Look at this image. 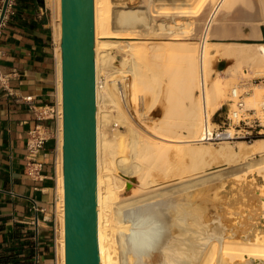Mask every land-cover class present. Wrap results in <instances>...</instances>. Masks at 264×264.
<instances>
[{
  "label": "bare ground",
  "instance_id": "6f19581e",
  "mask_svg": "<svg viewBox=\"0 0 264 264\" xmlns=\"http://www.w3.org/2000/svg\"><path fill=\"white\" fill-rule=\"evenodd\" d=\"M49 1L51 0H46L47 4ZM53 1L57 10V104L60 121L57 138L58 161L56 160L59 224L57 258L58 264H66L60 48L62 13L61 0ZM178 1H181L177 4L178 7L169 9L167 6L173 2L176 4L177 0H94L95 74L111 76L116 70V57L111 49L117 48L124 52L119 61V78L115 77L112 83H108L101 90H95L99 264H264V228L252 224L253 227L246 229L242 220L238 221L236 226L230 227L222 216H211L210 196H204L208 188L188 190L196 182L208 183V180L202 179L206 174L204 165L200 164L204 154L222 156L228 166L235 168L234 172H231L234 176V188L228 193L233 197L228 206L232 205L230 207L236 209L237 206L257 204L260 210L259 218L264 222V139H258L251 144L236 141L217 146L218 148L202 146L203 144L198 142L205 102L209 111L214 114L227 95L230 84L241 73L244 74V69L258 72L257 69L264 67V43H246L240 46L231 43L223 50L216 49L235 58V68L226 69L225 73L212 80L209 61L217 52L202 48L198 43L181 44V37H170V32H175L174 36L185 37L200 28V38L211 40L215 37H228L233 29L227 22L219 23L224 19L221 17L230 11L241 10V4L249 0ZM184 4L185 7H182ZM171 13L174 16L172 14V18L167 21L166 17H170ZM227 18L225 17L226 20ZM249 21L251 33L254 34L250 33L251 37L261 38L257 22L264 23V16ZM167 30L170 36L165 34ZM118 34L126 35L130 39L134 36L136 40L125 44L120 41H108ZM194 35L197 37V34ZM179 41L180 45L174 43ZM191 55H194L193 58ZM203 82L206 97L204 101L201 94H196V90L201 91ZM258 86H254L256 88H253L252 95L245 100L247 108L257 111L262 106L263 97V90ZM121 92H125V97L128 94L131 99L138 97L140 92L150 94L147 100L142 94L141 98L144 99L139 97L138 101L142 100L141 104L147 110L142 111L146 114L145 120H141L144 123L147 119L148 123L151 121V125L146 128L147 125L141 123V120L138 122V119V124L141 123L145 127L140 128V125L135 124L132 112L129 115L133 118L127 113L128 101L124 99L127 104L125 107ZM114 107L117 109L115 116L112 114ZM114 120L124 131L121 127L113 129ZM187 153L191 154L193 163L189 170H192L196 177L191 179L189 174L186 175L190 177L189 181L178 177L177 179L181 180L180 185L171 187H183L184 190H167L166 187L170 185L166 186V181L161 179L159 182L158 173L166 180L170 173V177L173 175L172 179L177 177L178 172L183 171L185 174L188 169L182 168L184 166L181 160ZM213 156L211 155V158ZM175 171L177 173L174 175ZM154 172H158L157 178L154 177ZM241 211L235 214L240 215L242 219L252 218L251 215L245 217ZM153 225L155 230L152 232L150 246L133 249L131 242L140 240L141 230ZM240 229L244 236L241 235L238 239V233L242 232ZM167 234L171 236L170 246L167 244Z\"/></svg>",
  "mask_w": 264,
  "mask_h": 264
},
{
  "label": "crops",
  "instance_id": "0c3cea01",
  "mask_svg": "<svg viewBox=\"0 0 264 264\" xmlns=\"http://www.w3.org/2000/svg\"><path fill=\"white\" fill-rule=\"evenodd\" d=\"M250 33L242 31L239 40L264 43L262 28L261 38ZM55 41L46 0H11L0 28V264H33L36 256L38 264L55 261L50 224L57 128L49 116L39 120L58 101ZM36 126L48 141L31 154L29 132ZM31 163L40 177L29 176Z\"/></svg>",
  "mask_w": 264,
  "mask_h": 264
},
{
  "label": "water",
  "instance_id": "95a60500",
  "mask_svg": "<svg viewBox=\"0 0 264 264\" xmlns=\"http://www.w3.org/2000/svg\"><path fill=\"white\" fill-rule=\"evenodd\" d=\"M61 13L66 264H99L94 0H61Z\"/></svg>",
  "mask_w": 264,
  "mask_h": 264
},
{
  "label": "rangeland",
  "instance_id": "374dc122",
  "mask_svg": "<svg viewBox=\"0 0 264 264\" xmlns=\"http://www.w3.org/2000/svg\"><path fill=\"white\" fill-rule=\"evenodd\" d=\"M51 1H49V3L47 5H48V8H49V16L52 19V23H53V27H54L55 40H56L55 41L56 42V45L55 46L57 47V59H58V37H57V29L58 28H57V12H56L57 10H56V5L55 4L53 5V3H55V1H53V0H51ZM179 2H181V1H178L177 0L176 4L173 2V3H171V5H168L167 8L172 9L174 7H178L177 4H180ZM3 3H4V0L1 1L0 12H1V9L3 7ZM184 3H185V1H184ZM247 5H248V7H247ZM251 5L253 6V10H252V6ZM241 6H240L241 7V10L240 9H236V10H234L232 12L229 10L230 12L229 11L228 12H229L230 15L228 13H226L227 11H224L227 15L225 13H223L226 16L221 17V19L222 18H224V19H222V21H221V19H218L219 21H221V22L218 21L219 23L227 22L228 25H230L231 28L233 29L232 30L233 32H231L232 34L230 33V36H228V37H220V38L219 37H215V38H211V40L204 39V38H200V28L198 30H196L194 33H192L191 34L192 36L190 34L185 35V37L187 36L188 40H187V38L184 37V35L182 36V35L179 34L180 36H174V35H176L175 32H170L173 35V36L172 35L170 36V33L167 34V32H169L168 30L165 32V34L167 36H170V37H175V38L176 37L177 38L178 37L179 38L181 37V38H183V39H181V38L179 39V40L182 41V43L180 41L179 42H174L177 45H178V43H179V45H180V43L181 44H184V45H187L188 43H196V44L198 43V45H200V47H202V48H208V49H210V50H212L214 52L216 51V49H222L223 50V48L225 46H228L231 43L238 44L239 46L240 45H243V44H246V43H244L246 41H240L239 38H242V31H244V30L251 31V29L249 27V23H251V22L249 21V19H252V18H260V16L262 17V15L264 16V11H263L264 10V0H253L252 2H250V0L249 1H245L243 4H241ZM182 7H185V4ZM174 10H176V9H174ZM259 11L261 12V14H260ZM244 12H246V13L244 14ZM253 12H254V15H253ZM173 13L170 14V17L167 15L168 16V17H166L167 18V21L172 18L171 15ZM173 16H174V14H173ZM175 16H177V14ZM225 17H228L227 20L225 19ZM168 23L169 22H166V24H168ZM257 27H258V31L259 32H260V28H262L263 31H264V23L263 22H260V21L257 22ZM165 34H163V35H165ZM194 34H197V37ZM167 36H166V38H167ZM190 38H192V39L190 40ZM132 40H136L134 38V36H132L131 39H130L126 35H121V34H118V35L113 36L110 39H108V41H111L113 43L120 41L123 44L128 43V42H130ZM111 51H112L113 55L116 57V59L114 61V66H115L116 70H114V72H113V74L111 76H109V75L108 76L107 75L104 76L101 73H99V74L97 73L96 74V88H98L99 90H101L102 88H104L108 83H112L113 78H115V77L119 78V76H120V70H119V68L121 67L120 66L121 64H120L119 61L122 59V56H123L124 52L123 51L120 52L117 48H114V49L112 48ZM216 52H217L216 55H214V57L212 56L211 59H210V61H209L210 64H211V71L210 72H211V75H212L211 76L212 80L216 79L217 77H219L220 75H222L223 73H225V71H227L226 69H228V70L230 69L231 70V69L235 68V58L231 57L230 55H227L223 51H216ZM181 53H185V52H181ZM191 56L193 58L194 55H191ZM218 65H220L221 69L218 68ZM199 67L202 68V66H199ZM244 70H245L243 72L244 74L241 73L235 79L236 81L234 80V82H237V83L232 82L230 84V86H229L230 88L228 89L229 91L234 86V84L235 85L241 84V82L244 80V78L264 77V67H262L260 69H257V70H259L258 72H255V70H253V69H247V68L244 69ZM222 71H224V72H222ZM232 84H233V86H232ZM258 85H259L258 88L261 89V90H263V97L261 99L262 100L261 103H262L263 102V99H264V82L262 84H258ZM229 91L227 92V95H226L227 97L224 96V99L221 101L220 105L218 106L219 108L217 107L218 109H216L218 111L223 106V109L221 110V113L217 115V121H219V119L221 117H223L224 116V113L226 112V105L225 104H227L228 99H229ZM196 92H195L196 94H199V91L196 90ZM124 93L125 92H121V95H122V99H123V103H124L125 107L127 106V104L124 102V99L126 101H128V108L126 107L127 113L129 112L128 115L132 112L131 113L132 116L135 117V118L137 117L136 120H135V118H133L132 116H130L131 114L129 116L133 118L132 120L135 122V124L138 125V126L140 125L139 126L140 128L141 127L144 128L145 126L143 124L145 123L147 125L146 126V128H147L149 124L151 125V121H149V123H148L147 122L148 120L146 119V121L143 123V121L145 120L144 119V116H145L146 113H142V111L143 112H146L147 110H145V108H144L145 106L141 104L142 103L141 101L144 98L146 100L149 99L150 98V94H148L147 92L146 93L140 92L138 94L139 95L138 97H136V98H133L132 97V99H131L128 94L125 97L124 96ZM252 93H251V95H252ZM142 94H144V96ZM123 96H124V98H123ZM141 96H143L144 98H141ZM139 97H140V99H142L141 101L140 100L138 101ZM136 100H137V102H135ZM133 102L135 104L136 103L137 104L135 105ZM139 102H140L141 105L138 104ZM137 105H140V106H138V107H140V109L138 107H135ZM261 107L262 106H260L259 110L261 109ZM138 110H140L141 112L138 111ZM112 111H113L112 114L114 116L117 115V109L115 107L112 108ZM217 111H215L214 113H216ZM138 112H140V113H138ZM141 118H142V120L143 119L144 120L142 121ZM137 119H138V122H141L142 121L141 123H143V124L142 125H141V123L138 124ZM59 123H60V121H59ZM112 125H113V129H115L117 127H121L120 125L117 124L116 120L113 121ZM56 128H57V126H56ZM121 128H122L121 130L124 131V128L123 127H121ZM261 139H264V138H261ZM225 144H230V143L203 144L202 146H212V147L218 148L217 146L225 145ZM232 145H234V144H232ZM235 149H236V151L238 150L237 148H235ZM173 155H175V154H173ZM173 155H172V157L176 158ZM188 155H189V153H187L186 155H184V157L181 160L182 161L181 163L183 164L182 166H184V167H182L183 169H186L187 168L189 170L191 168V166L193 165V163H192L191 154L189 156ZM211 155L213 156L214 154H206V155L204 154V159L202 158L203 159V162L200 163V164L204 165V168H205V170L204 169H202V170L206 171V174L204 175L206 178H204V176H203L202 179L204 181L208 180L207 181L208 183H205V184H201L200 183L199 184V182H196L195 184H193V187H191L188 190H195V189H197V190H202V189L203 190H206L208 188L207 191L204 193V196L205 195H206L205 197L210 196V199H211L210 200V212H211V216H217V215L222 216L224 222L226 224H228V226L234 227V225L236 226V224L238 223V221L242 220L245 223L244 228H246V229L247 228H250V227H253V225H255V226L258 225L259 227L264 228V222L261 220V218H259V212H260V210H259V207L257 206V204H254L253 206H249L248 205L247 207L246 206H243V207L242 206H240V207L237 206L236 209L234 207H230L232 205L228 206L229 200L231 199V197H233L232 194H228V193L232 190V188H234V185L232 184V181L234 179V176L232 175V173L234 172L235 168L228 166L227 163L224 161L225 159L222 156L214 155L211 158ZM187 156H188V158H187ZM58 157H59V152H58ZM187 162L189 163V165H188ZM188 170L185 172V174H183V171H182V173H180V172L177 173V171H175L174 172V175H175V173H177L178 175L180 174V175L178 176L176 174L177 177H175V176L174 177L176 179L178 177L179 178H184L183 181H185V180L187 181L188 179L189 180L194 179L192 177H196V175H194V172L192 170H189L190 173L188 172ZM157 173L158 172H154V177L157 176ZM192 173H193V175H192ZM181 174H183L184 177L183 176L181 177ZM188 174L190 175L191 179H190V177H187L186 176ZM160 175L161 174L158 173V176L157 177L159 179L157 177L156 178H157V180L159 182H160V179H161V181H166V186L167 185H170L169 187L168 186L166 187L167 190H184L183 187L176 188V189L175 188H172L174 186L180 185L179 182H181V180L179 181L178 180L179 178L177 180L175 178L172 179L173 178V175L170 177V175H171V173H170L169 176L166 175L168 177V178L166 177L167 178V180H166V179H163V176L162 175H161L162 178H160L159 177ZM169 177H170V180H169L170 183L168 182ZM175 182L178 183V184H176ZM208 184H210V185L207 186ZM132 189H134V187H132ZM239 211H241L245 217L251 215L252 218L251 219L250 218L242 219L240 215H236L235 214L236 212H239ZM232 212H233V214H232ZM166 214H167V211H166ZM231 216H232V218H231ZM241 235L244 236L243 231L240 232V233H238L237 238L239 237L238 239H240L241 238ZM168 239H170V240H168ZM166 240H167V244H169V243L171 244V242H169V241H171L170 234L169 235L167 234ZM167 244H166V247L168 248L170 246V244H169V246Z\"/></svg>",
  "mask_w": 264,
  "mask_h": 264
},
{
  "label": "built area",
  "instance_id": "2783aa9c",
  "mask_svg": "<svg viewBox=\"0 0 264 264\" xmlns=\"http://www.w3.org/2000/svg\"><path fill=\"white\" fill-rule=\"evenodd\" d=\"M264 77L244 78L241 84L231 88L229 91V99L226 105V112L224 116L217 121V115L221 113L223 106L216 113L212 114L206 106H204L202 117V130L199 137L200 143L203 144H221L234 143L236 141H244L251 144L252 142L264 138V99L262 107L259 111L249 109L246 107V98L251 95L255 85L262 84ZM205 84L201 85L202 100L206 99L204 94ZM49 115L41 114L39 120L47 119L46 116L55 120L56 132L55 139L58 142V126L59 114L58 104L55 102L54 106L49 109ZM48 141V135L40 126H36L34 130L29 132L28 150L31 154H35L42 150ZM56 160H57V146H56ZM55 160V161H56ZM55 187L52 199V214H51V229L53 232L54 245V264H58L57 258V235L59 224L57 220V203L58 196L56 192L57 187V168L55 162ZM28 174L31 177H40V170L38 165L31 163L28 168ZM33 264H38V256L33 259Z\"/></svg>",
  "mask_w": 264,
  "mask_h": 264
},
{
  "label": "clouds",
  "instance_id": "9594fccd",
  "mask_svg": "<svg viewBox=\"0 0 264 264\" xmlns=\"http://www.w3.org/2000/svg\"><path fill=\"white\" fill-rule=\"evenodd\" d=\"M155 230V225H153L152 227H146L143 228L140 232V240L136 241H132L131 242V247L133 249H137L139 247H149L151 242H152V232Z\"/></svg>",
  "mask_w": 264,
  "mask_h": 264
}]
</instances>
